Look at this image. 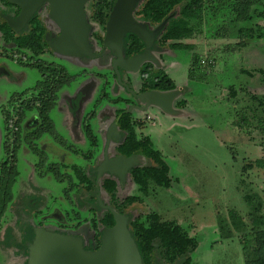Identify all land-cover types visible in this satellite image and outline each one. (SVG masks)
<instances>
[{
	"label": "rangeland",
	"instance_id": "374dc122",
	"mask_svg": "<svg viewBox=\"0 0 264 264\" xmlns=\"http://www.w3.org/2000/svg\"><path fill=\"white\" fill-rule=\"evenodd\" d=\"M217 12L213 10L208 14L194 37L185 41V44L192 46L190 52L172 51L166 44L154 53L153 69L164 71L175 83L179 95L171 113L156 106L141 112L138 110L141 104L137 101L138 105L131 107L132 116L141 125L136 130L137 135L149 138L167 163L171 184L168 189L151 186L144 203L133 205L125 215L133 218L155 212L161 222L177 223L198 241L197 250L190 254L191 264H244L240 237L248 235L253 227L249 213L259 208L257 215L264 218L263 173L256 168L247 169L249 163L264 157V135L257 128L259 123L264 124V79L255 73L264 71V39L247 40L241 45L239 31L255 26L264 29V18H254L248 22L234 21L230 11L222 9ZM6 54L0 55V69L4 72L0 74V113L1 108H8L6 104L10 98L21 97L26 100L37 88L40 75L32 67L34 60L55 64L65 70V78L69 77L70 81H63V88L48 114L52 133L39 140L45 147L47 165L60 163L82 168L94 165L92 158L85 159L82 153L88 156L91 151L94 158L95 152L103 144L98 131L99 120L95 117L89 120L99 145L94 150L82 130L76 132L75 122L68 121L70 112L64 108L63 102L85 80L93 77L96 81L94 98L85 105L82 115L86 116L89 111L98 114L101 108L106 107L100 116H114L113 110L125 109L126 104L112 101L116 98L133 101L130 92L122 88L115 89L111 70L101 66V63L98 65L97 60L82 61L76 57L45 55L23 62L20 56L16 58L14 52L6 50ZM193 55L202 61V66L191 72ZM139 71L140 68L137 72L122 76L123 80L129 76L133 91L140 88ZM249 72L252 76L247 75ZM92 87L93 82L83 89L87 93ZM101 91L107 94L108 100L94 106ZM62 93L66 96L59 101ZM251 96L261 100L263 106L253 103ZM177 103H182V106L178 107ZM15 105L17 108L19 103ZM3 128L0 114V131ZM81 135L82 138L79 137ZM62 144L79 151V154L68 156ZM22 147L16 152L17 175L7 191V203L0 214V264H16L13 257L16 255L14 251L19 232L30 228L24 219H18V214L26 210V204L35 205L37 201V208L28 205V215L24 213L25 220L28 218L33 222L40 215L55 219L58 213L68 222H73L72 212L77 211L64 195L68 188L67 182L57 181L48 172L47 165L36 168V158L24 144ZM138 156L144 166L150 164L151 161L144 156ZM0 161L6 162L2 154ZM120 162L123 161L118 162L117 173L112 175L119 174L124 180L129 169L122 174ZM58 167L60 174H71L69 169ZM126 182L130 183V179ZM68 193L76 199L75 191ZM137 194L136 187L130 183L125 191H119L118 197ZM103 198L107 201L106 194ZM83 207L79 210L82 216L85 215ZM34 210L39 213L37 219ZM231 212L236 214L242 224L234 226ZM67 213L71 214L68 216ZM47 224L55 223L47 220ZM258 230L255 228V232Z\"/></svg>",
	"mask_w": 264,
	"mask_h": 264
},
{
	"label": "trees",
	"instance_id": "16d2710c",
	"mask_svg": "<svg viewBox=\"0 0 264 264\" xmlns=\"http://www.w3.org/2000/svg\"><path fill=\"white\" fill-rule=\"evenodd\" d=\"M113 3L114 0H94L91 5L93 9L92 19L99 30L96 39L100 42L104 38L106 22ZM222 9L230 11L234 15V21L242 20L248 22L254 18H264L263 0H138L133 12V18L135 21L143 23L152 29H156L165 22L164 27L156 36L157 42L161 46L168 44L172 51L185 50L190 52L192 46L185 44V41L194 37L195 32L206 20L208 14L213 10L218 13L217 11ZM4 29V42H12L18 52L21 53L27 50L32 56L30 59L38 58L42 55L45 48V44L42 41L43 32L38 35H23L15 38L11 35L7 24L3 25L2 31ZM239 33L241 34V45H244L247 40L264 39V29L259 26L241 29ZM143 49L144 44L137 36L133 34L125 35L123 39V56L125 59L142 54ZM190 65L191 72H194L198 66H202V61L195 56L192 58ZM32 67L39 72L40 81L37 88L30 94V97L26 100L22 99L19 103L16 135H20V124L26 113L35 112L41 122L39 132L34 137L37 139L52 133V122L48 114L55 105L57 94L63 88L64 82L68 81L69 83L70 78H65L64 69L58 68L55 64H45L40 59L34 60ZM255 73L260 74L264 79L263 70ZM139 75L142 81V90L167 92L176 89L175 83L165 72L154 70L151 64L144 65ZM247 75L252 76V73L249 72ZM113 79L115 85H117L115 75H113ZM104 100L107 102L108 97L106 93L101 91L94 106L99 105ZM250 100L259 104V106H263L262 101L255 96H251ZM123 101L125 100L122 98H116L112 102L123 103ZM125 104L127 105L128 101ZM177 106L181 107L182 103H177ZM254 111L256 114L257 108ZM118 113L121 114L119 132L123 139L122 144L117 149L118 154L130 157L138 152L148 161H151L147 166L132 169L129 173L130 180L137 189V195L127 196L124 199L119 198L115 180L108 177L102 178L99 182L100 190L107 194L111 208L119 214H125L124 212L127 208L144 203L145 198H148L151 186L168 189L171 179L167 163L159 151L155 149L151 140L137 135L136 130L141 127L139 122L133 118L132 114L125 113V109L118 110ZM92 118L93 116L89 114L83 118L81 130L91 146L95 148L97 141L91 131L89 122ZM14 120V117L8 115L3 122L6 126L11 127ZM257 128L259 133L264 135V124L259 123ZM6 144L10 146L9 140ZM62 146H65V144H62ZM18 147L19 144L14 149H18ZM67 150L72 154H79V151L70 147H67ZM7 152L9 153V151ZM90 153H88L89 157L84 153L82 155L85 159L92 158V152L90 151ZM58 166L56 164L49 166L48 172L57 181L61 183L67 182L68 188L65 190L64 195L77 208V211H74L75 213L72 212L73 219H71L75 221L76 227L80 226L82 222H92L97 228L101 227L104 230L113 227L114 219L112 214L109 211H102L96 199L97 167L82 168L77 165L67 166L63 164L61 165L62 168L69 169L71 174L62 175ZM253 168L261 170L264 176V157L247 165V169ZM16 175L15 160L9 157L6 162L1 164L0 214L5 208L7 191L14 182L13 179ZM74 191L76 199L71 198L68 193ZM81 206L88 208L86 212L84 211V216L79 212ZM258 211L259 208H255L254 213H249L248 217H252L250 221L253 227L248 235L244 234L240 237L244 264H264V218L257 215ZM70 214L67 213L68 216ZM230 217L234 226L242 224L235 213L231 212ZM127 224L142 264H191L190 254L197 250L198 241L174 221L161 222L157 213L149 212L145 215L130 218ZM255 228H259V230L255 232ZM22 232L18 246L24 250L25 255H28V244L32 242L34 237L33 229L30 227ZM102 233L103 230L100 231L98 236H101Z\"/></svg>",
	"mask_w": 264,
	"mask_h": 264
},
{
	"label": "water",
	"instance_id": "95a60500",
	"mask_svg": "<svg viewBox=\"0 0 264 264\" xmlns=\"http://www.w3.org/2000/svg\"><path fill=\"white\" fill-rule=\"evenodd\" d=\"M10 3L20 7L21 13L17 20L10 22V26L23 25L40 6L42 2H47L50 6V18L54 20L62 30L61 35L55 40L53 49L66 57H90L98 58L104 54L105 49H109L115 59L112 67L116 75L117 82L121 83L119 69L126 73L137 72L142 65L154 63L155 50H149L154 37L159 34L165 25L160 24L152 33H149L143 23L133 19V12L138 0H114L113 7L109 13L105 35L103 38L102 50L99 55H92L88 52V27L85 22L83 11L84 4L88 0H8ZM126 34L137 36L146 46L143 54L124 60L123 39ZM130 94L140 102L139 111H145L152 106L159 107L162 111L171 113L174 102L179 95L177 89L167 92L149 91L139 95L122 84ZM133 108H129L126 113H131ZM118 120L111 127L107 142L118 138ZM120 162L124 174L127 169L136 168L138 162L135 156L120 158L115 161H107L99 166L97 170L96 187L99 186V179L104 173H117V164ZM119 175V174H118ZM120 179L122 177L119 175ZM97 200L101 205L100 197ZM114 219V226L109 228L103 236L101 246L93 252L84 251L80 239L74 236L62 235L38 229L35 237L29 246L28 264H142L134 240L131 238L127 228L128 218L125 214H119L114 209L107 207ZM78 233V232H77Z\"/></svg>",
	"mask_w": 264,
	"mask_h": 264
},
{
	"label": "flooded vegetation",
	"instance_id": "af4514ba",
	"mask_svg": "<svg viewBox=\"0 0 264 264\" xmlns=\"http://www.w3.org/2000/svg\"><path fill=\"white\" fill-rule=\"evenodd\" d=\"M93 2H94V0H88L84 4L83 11L85 14V22H86V25L88 27V35H87L88 52L92 55H99L101 53V50H102L103 39L101 42L96 39V35H97V33H99V30H98L97 26L94 24L93 19H92L93 18L92 17L93 16V9H92L91 5ZM20 13H21V9L19 6L10 3L8 0H0V55L1 54L5 55L6 50L9 51L10 53L14 52V54L16 55V58H18V56H20L19 57L21 59L20 61H23V62L28 61L32 57L31 54H29V52L27 50L22 51L20 53L17 51V48L15 47V45L12 42L11 43L4 42L3 36L5 35L4 34L5 29L2 31V27L4 24H7V26L9 27V31L11 32V35L15 38L21 37L23 35H26V36L38 35L40 32H43L42 41L45 44V48L43 50L42 55H40V56L50 55V56H54V57H59L60 54L57 53L53 49V44H54L55 40L61 35L62 30L59 27V25L54 20H52L50 18V6H49V4L47 2H42L40 4V6L37 8V10L29 18H27L25 20L23 25H20V26L17 25L16 28L11 27L10 22L16 21L18 16L20 15ZM145 26H146L149 33H152L154 31V29H152L151 27H149L147 25H145ZM104 34H105V32H104ZM156 36L154 37L152 44H151V47L149 49V50H155V53L159 52L164 47V46H161L157 42ZM143 50H144L143 53H145V51L147 50L145 44H144ZM133 57H135V56H133ZM133 57H131V58H133ZM123 58H124V56H123ZM84 59L97 60V61H99L98 65H100V63H101L102 64L101 66H105L108 69H110L111 70V72H110L111 77H112V80L114 81L113 75H115V72H114L113 67H112V62L115 59V56L111 51H109V49H105L104 54L101 57H98V58L81 57L80 58V60H82V61ZM129 59L124 58V60H129ZM147 64L148 63H146L144 65H147ZM144 65H142V67ZM142 67L140 68V70L142 69ZM1 73H4V72H3V70L0 69V74ZM119 73H120V77H121V83L126 85L128 87V89L131 90L132 85L129 83L130 82L129 76H125V80L122 79L123 74L127 75V73L121 69H119ZM139 73H140V71H139ZM95 76H97V75H95ZM115 77H116V75H115ZM97 78H101V77L97 76ZM139 80H140V88H138L134 91L131 90L134 92V94L139 95V94H142L145 92L153 91V90H148V89L142 90V81L140 79V75H139ZM91 82H93V87L89 92L86 93V90H84L83 88L85 85H87ZM95 82L96 81L93 79V77H89V79L85 80L82 83V85H80L71 96H66L64 93L59 95V97H60V98H58L59 101L62 99V97L64 95L66 96V100H65L66 102H63V105H64V108L70 112V114H69L70 116L68 117V121L71 120L72 122H75V124H76V126H75L76 132H78V130L81 131V122L83 121V118L85 117L84 114L82 115L83 108H85V105H88V102L92 98H94V91L96 90V83ZM116 82H117V79H116ZM122 84H119L117 82V85L114 86L115 89L122 88L125 92H128L127 89L124 86H122ZM131 96H133V95L131 94ZM132 98H133L134 102L132 100L131 101L125 100L122 103V104H125V102L128 101V104L126 105V108H125V113H126L128 107L131 108V107L138 105L137 99H135L134 96ZM21 101H22L21 97L19 99H17L16 97L10 98L6 104L8 106V108H6V107L1 108L0 114L2 116L3 121H4L5 117L8 115L14 117L15 120L12 122L11 127L6 126L3 122L4 128L2 131H0V155L2 154L3 156H5L6 161L9 159V157H12V158H14L15 163H16V160H17L16 152L18 149H14V147H16L19 144L18 148L20 149V147H22V145L24 144V146H26L27 150L31 154H33L34 157L36 158V161H37L36 168H40V166L43 167V165H47V158H46V154H45V152H46L45 147L39 141L44 135L40 138H37V139L34 138L35 135L39 132L40 125H41V122H40V120H39V118L35 112L26 113L25 118L22 120V122L20 124V135L19 136L16 135V133H17L16 119L18 118V116H17L19 114L18 108L20 105L16 108L15 104L20 103ZM104 108H106V107H103L100 110L102 111ZM118 110H120V109H118ZM118 110H113V111H115V114L113 113L114 116H111L110 114H107L105 116H100L101 111L98 114L94 113V111H89L87 113L90 116L92 115L93 117H95L96 119L99 120V121L97 120L98 121V131L100 132V136L103 139V144H101L99 151L95 152L94 158L92 157V161H94V163H93L94 165H92V166L97 167V170H98L99 166L104 162V160L115 161L117 159H120L121 157L122 158H129V157L120 155L117 152L118 147L123 142V139L121 138V135L119 132V120L121 118V114L118 113ZM128 114H132V112L128 113ZM95 118H93V119H95ZM117 120H118V123H117L118 138L117 139H111L109 142H107L108 133H109L111 127L113 126V124ZM7 134H9V135H7ZM28 137H29V139L27 140ZM79 137L82 138V135ZM8 140L10 142V146L6 144V142ZM38 141H39V143H37ZM81 141H83V139H81ZM7 147H9V148L7 149ZM98 147H99V145L97 142V145H96L94 150H96ZM62 148L66 149L68 156L72 155V153L69 150H67V147L62 146ZM35 149H36V151H35ZM7 151H9V153ZM57 151H60V150H57ZM93 153H94V151H93ZM138 155H140V153H138V152H136L132 155V156H135L138 160V162L136 164V168L145 167L143 165L142 159L139 158L140 156H138ZM1 164L2 163L0 161V170H1ZM56 165L61 166L63 164L58 163ZM47 166L49 167L50 164H48ZM132 169H135V168H130L127 171V178H125L124 180H121L119 175H112L109 173H104L100 177L99 182L102 178H108V177L115 180L117 183V195H119L120 190L125 191L127 189V187L130 185V183L133 184L131 182V180H130V183L126 182L128 179H130L129 173ZM96 180H97V173H96ZM96 192H97L96 199H97L98 195L100 197L101 205L99 204V202L97 200L98 204L100 205V208L102 209V211H108L107 207L111 208V206L109 205L110 202H109L108 197H107V201L103 198L106 193L103 190H100V186H98V188L96 187ZM126 197H124V198H126ZM124 198H122V199H124ZM36 204H37V201H36L35 205H33V203H31V204L29 203V204H26L25 206L28 207V205H30V206L32 205V206H35L37 208ZM27 207H26V210H27ZM84 208H85L84 211L86 212V210L88 208H86V207H84ZM130 208L131 207L127 208V210ZM26 210L23 211V214L22 213H21V215L18 214V217H19L18 219L19 220L24 219V222H27V224L30 225V227L33 229L34 237H35L36 230L42 229V230L46 231V230H48V228H50L52 230L49 232H52L54 234L58 233V234H62V235L74 236V237L80 239L82 242L83 250L87 251V252H93V251H96L100 248L104 233L109 229L108 228V229L104 230L101 227L97 228L96 225L92 224V222H82V224L80 226L76 227L75 221L68 222L67 219L65 220L64 217L61 216L60 213L56 214L58 217H55V219L44 218V217H41L42 215L38 216L39 217L38 218L36 215L39 213L38 212L35 213V210H34L33 214L35 215L34 217L36 219L37 218L38 219L36 222H33L32 219L29 220L27 218V220H25V214L28 215V212ZM127 210H125V212ZM127 218H128V222H129V219L131 218L130 215H127ZM47 220H53L55 224L45 225ZM127 228L130 229L128 224H127ZM23 230H21L19 232L20 236H19L18 244L21 241V235L23 233L22 232ZM102 230H103V233L101 234V236H98L100 234V231H102ZM129 232H130V230H129ZM34 237H33V239H34ZM33 239H32V241H33ZM98 242H99V244H98ZM18 244H17L16 251H14V253H16V255L13 257V259H15L14 262H16V264H28L30 244H28V255H25L24 250L20 249Z\"/></svg>",
	"mask_w": 264,
	"mask_h": 264
}]
</instances>
